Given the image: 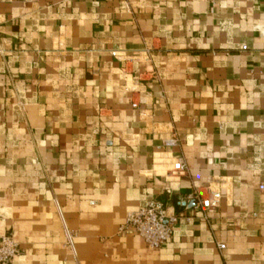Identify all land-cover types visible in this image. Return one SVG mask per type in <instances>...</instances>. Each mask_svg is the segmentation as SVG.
Here are the masks:
<instances>
[{"label": "crops", "instance_id": "0c3cea01", "mask_svg": "<svg viewBox=\"0 0 264 264\" xmlns=\"http://www.w3.org/2000/svg\"><path fill=\"white\" fill-rule=\"evenodd\" d=\"M262 182L264 0H0L10 264H264ZM152 199L158 249L118 232Z\"/></svg>", "mask_w": 264, "mask_h": 264}, {"label": "built area", "instance_id": "2783aa9c", "mask_svg": "<svg viewBox=\"0 0 264 264\" xmlns=\"http://www.w3.org/2000/svg\"><path fill=\"white\" fill-rule=\"evenodd\" d=\"M132 106H137V103L132 102ZM167 143L174 145L176 138L167 140ZM185 171L186 166L182 159H175L170 170L171 175L180 176ZM258 187L260 190H264V182L260 183ZM193 198L197 205L203 208L211 205L210 198L199 191L193 193ZM177 217L176 215H167L163 203L160 200L152 199L145 206L128 212L124 221L118 226V232L136 234L148 248L158 249L171 237L172 226ZM64 232L67 244L74 250L72 233L66 226H64ZM218 246L223 248L224 244H218ZM19 251V245L11 234L6 233L0 237V264H10Z\"/></svg>", "mask_w": 264, "mask_h": 264}]
</instances>
